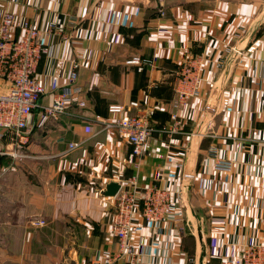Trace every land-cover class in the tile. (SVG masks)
Masks as SVG:
<instances>
[{"label":"crops","instance_id":"crops-1","mask_svg":"<svg viewBox=\"0 0 264 264\" xmlns=\"http://www.w3.org/2000/svg\"><path fill=\"white\" fill-rule=\"evenodd\" d=\"M5 9L36 23L50 49L37 71L41 105L69 85L76 64L81 92L42 127L35 110L24 155H12L14 135L0 139V264H88L117 248L115 198L104 191L136 170L132 145L102 121L142 112H152L155 132L138 182L183 193L185 207L158 236L136 217L140 264H219L264 242V0H0ZM202 54L201 95L175 108L182 65ZM134 57L143 63H128ZM114 104L126 110L110 113ZM213 148L232 171L214 167Z\"/></svg>","mask_w":264,"mask_h":264},{"label":"built area","instance_id":"built-area-1","mask_svg":"<svg viewBox=\"0 0 264 264\" xmlns=\"http://www.w3.org/2000/svg\"><path fill=\"white\" fill-rule=\"evenodd\" d=\"M20 27L23 31L18 38L12 37V30ZM52 29V28H51ZM41 40V29L31 21H18L9 9L0 13V139L5 133L14 135L12 155H24L23 143L25 133L29 130L30 119L39 109L37 125L44 126L50 119H58L67 112L68 103L73 92L80 93L76 86L79 64L74 66L69 78V85L57 93L50 105H41V98L47 93L46 87L38 77V66L43 55L49 54ZM241 49L234 50V57H239ZM206 61L204 54L189 56L184 61L178 76L176 86L177 100L174 107L186 105L193 98L201 95L202 70ZM128 63L142 64L140 57H134ZM75 85V86H74ZM86 101H79V106H85ZM139 106L138 102H131ZM126 110L122 104L109 107L110 113L121 114ZM150 113L120 115L112 120H103L105 130H115L121 133L132 145L133 166L136 174L121 185L115 198L111 230L117 239V248L101 250L88 264H140V253L133 242V235L138 233L139 225L136 217H142L156 229L157 236L163 233L164 224L170 227L183 221L185 200L183 193L156 184L142 187L138 182L143 168V162L149 151L150 141L155 132ZM177 121V114L172 115ZM179 124L174 123L173 132L179 130ZM83 145L82 142H72L69 149L74 150ZM214 167L217 170L232 171L233 163L221 158L215 148L211 150ZM34 225H45L44 220L33 222ZM219 264H264V242L246 244L240 257L223 259Z\"/></svg>","mask_w":264,"mask_h":264},{"label":"water","instance_id":"water-1","mask_svg":"<svg viewBox=\"0 0 264 264\" xmlns=\"http://www.w3.org/2000/svg\"><path fill=\"white\" fill-rule=\"evenodd\" d=\"M260 20L262 22L264 21V13L262 14ZM216 105H217V100H215L213 103L209 104L208 107L206 108V110L204 111V113L201 117L200 123L196 129L197 137L199 136V134H201L202 127H203L204 123L212 117L213 111L216 108ZM120 188H121V184L117 181H113L107 185V188L105 189L104 194L106 196L115 197L117 195L118 191L120 190Z\"/></svg>","mask_w":264,"mask_h":264}]
</instances>
